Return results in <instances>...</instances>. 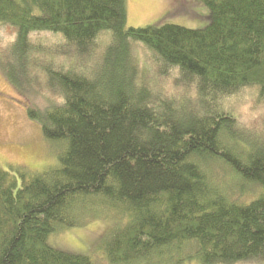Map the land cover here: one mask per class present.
Listing matches in <instances>:
<instances>
[{
    "label": "trees",
    "instance_id": "obj_1",
    "mask_svg": "<svg viewBox=\"0 0 264 264\" xmlns=\"http://www.w3.org/2000/svg\"><path fill=\"white\" fill-rule=\"evenodd\" d=\"M200 2L202 29L128 27L127 0H0L5 76L59 149L0 166V264H95L52 236L103 220V263L264 264V0Z\"/></svg>",
    "mask_w": 264,
    "mask_h": 264
},
{
    "label": "rangeland",
    "instance_id": "obj_2",
    "mask_svg": "<svg viewBox=\"0 0 264 264\" xmlns=\"http://www.w3.org/2000/svg\"><path fill=\"white\" fill-rule=\"evenodd\" d=\"M127 4L128 27L171 23L202 29L210 21V10L200 0H127ZM5 46L4 43L0 44V48ZM139 51L144 53L142 48H139ZM253 90L250 92H254ZM40 101L37 97L20 95L9 84L0 58V166L3 169L10 170V166L22 165L32 171H42L59 164L56 154L59 149L48 144L40 126L27 116V104L32 103L40 107ZM243 105H239V108L246 114L251 113L248 106ZM251 117L258 119L259 128L264 127V109L260 108L259 113H251ZM93 222L81 228L63 230L58 235H53L52 241L66 251L90 254L95 264H109L102 262L104 258L97 249L109 222ZM183 264L202 263L192 260Z\"/></svg>",
    "mask_w": 264,
    "mask_h": 264
}]
</instances>
